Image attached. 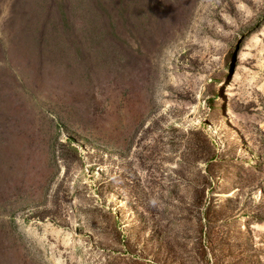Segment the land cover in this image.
<instances>
[{"label": "rangeland", "instance_id": "rangeland-1", "mask_svg": "<svg viewBox=\"0 0 264 264\" xmlns=\"http://www.w3.org/2000/svg\"><path fill=\"white\" fill-rule=\"evenodd\" d=\"M0 264H264V0H0Z\"/></svg>", "mask_w": 264, "mask_h": 264}]
</instances>
